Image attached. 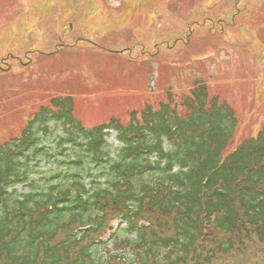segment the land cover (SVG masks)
Masks as SVG:
<instances>
[{
  "label": "trees",
  "instance_id": "trees-1",
  "mask_svg": "<svg viewBox=\"0 0 264 264\" xmlns=\"http://www.w3.org/2000/svg\"><path fill=\"white\" fill-rule=\"evenodd\" d=\"M13 94L16 98H10L40 97ZM199 98L201 107L193 109L189 119L185 118L190 112L184 118L181 111L182 100L171 98L176 106L162 102L159 109L148 107L129 123L113 117L90 128L78 119L72 96H56L48 106H41L18 132L17 140L0 144V264H85L88 259L91 264H117L118 260V264H149L150 259L153 264H188L199 235L207 233V224L213 222L209 213H218L216 224L221 227L239 216L237 206L223 195H234L240 181L221 167L222 161L234 163L232 169L239 175L264 162V126L244 133L237 111L225 108L218 98L208 103L206 88L200 89ZM52 113L53 119L49 118ZM238 113L244 118V113ZM52 120L54 130L45 127ZM107 129L118 132L123 144L119 149L105 141ZM43 133L50 134L52 147L44 146ZM165 138L168 152L163 147ZM45 159L54 160L58 169L46 175L51 179L41 177L28 192L8 191L13 184L37 175ZM173 167L182 171L170 172ZM220 178L226 185L217 202L207 204L209 212L201 196L207 197L208 188ZM247 179L241 207L250 222L264 225V170L251 172ZM132 203L139 217L174 227L176 240L148 245L144 230L146 246L141 243L137 253L130 247L124 255L116 251L119 245L93 243ZM86 226L92 228L80 230L81 238L74 234ZM127 240L129 244L141 242L140 237ZM83 244L92 247L83 248ZM233 245L231 240L222 249L228 251ZM256 249L264 250V239L245 241L242 247L245 254ZM223 251L207 254V264ZM72 255L78 257L73 260Z\"/></svg>",
  "mask_w": 264,
  "mask_h": 264
},
{
  "label": "rangeland",
  "instance_id": "rangeland-1",
  "mask_svg": "<svg viewBox=\"0 0 264 264\" xmlns=\"http://www.w3.org/2000/svg\"><path fill=\"white\" fill-rule=\"evenodd\" d=\"M21 1L17 3V0H5L6 10L0 11V29H3L7 21L11 25L14 22L16 29L11 35L6 30H0L1 37L9 38L8 42H1L0 54L8 51L18 52L19 48L31 46V41L43 43L48 47L52 46L53 41H56V44H64L57 36L61 29L62 34L72 38L70 30L66 28L71 19L69 11L64 10L66 3L50 5L44 4L43 1L37 5L36 0ZM122 1L128 3L127 8L121 7ZM234 1L96 0L92 6L87 5V8L80 9L77 22H74L76 23L74 32L75 36H86L84 31L77 28L78 26L81 29L83 18L94 40L91 44L84 43L81 48L114 51L131 49L135 44L141 43L155 51V45L159 41L167 40L166 34L171 33L173 28V32L177 28L186 30V24H190L189 21L195 18L199 9L206 11L203 15L204 20L210 15L206 22L210 20L220 22V19L227 18L228 8ZM80 3L84 4V1L80 0ZM164 4L176 11L168 10ZM88 7L95 12L89 15ZM69 9L71 12L76 11L73 2L69 3ZM215 11L216 16L213 15ZM41 12L44 14L41 15ZM168 15L176 19L168 18ZM195 28L197 33L190 44L140 61H126L123 54L104 53L103 59L81 57L67 62L66 59L59 58V54L48 53L52 48L46 49L38 45L42 53L35 54V58L41 64L34 70L47 67L49 71L44 69L34 77L28 74L26 79L18 80L14 84L33 85L35 82L37 85V81H43L46 83H42L41 86L55 89L60 87L59 91L73 89V92H79L82 86L90 89L108 86L105 87L107 92L104 93L108 100H91L79 107L80 119L89 127L101 124L112 116L128 118L130 111L138 109L143 103L140 94L142 91L151 94L153 91L168 88H189L200 79L210 82L213 87L218 86V82L230 80L236 85V90L240 89L241 84L246 85L248 82L250 89L259 88L258 81L262 80L264 71V31L253 35L247 28L244 32L249 40L235 44L242 38L231 29H228V35L214 40L208 32L205 34L201 29ZM230 41L235 45H231ZM221 47L224 50L219 52ZM231 52L234 56L230 54ZM216 62L222 65V69L216 68ZM119 72H126L127 75L122 76ZM79 75L85 78L82 82ZM68 80L74 82L70 83ZM114 88L123 91L115 93L113 97L109 90ZM93 94V90L85 92L86 96ZM44 99L41 97L13 99L0 90V131L8 130L14 133L20 127L19 117L22 112L35 105L36 101ZM115 136V133H111L109 137L113 144Z\"/></svg>",
  "mask_w": 264,
  "mask_h": 264
}]
</instances>
